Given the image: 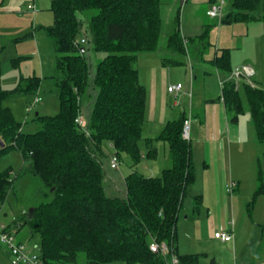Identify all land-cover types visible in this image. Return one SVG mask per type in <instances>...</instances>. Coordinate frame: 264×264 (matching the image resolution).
I'll list each match as a JSON object with an SVG mask.
<instances>
[{"label":"trees","instance_id":"16d2710c","mask_svg":"<svg viewBox=\"0 0 264 264\" xmlns=\"http://www.w3.org/2000/svg\"><path fill=\"white\" fill-rule=\"evenodd\" d=\"M263 1L230 0L232 10L223 21H249ZM162 3L51 0L54 22L45 31L57 53L53 79L60 109L54 116L36 114L38 129L34 133H24L22 124L3 103L21 91L36 93L41 78L32 77L25 90L15 91L3 89L0 82V138L5 143L0 155L16 150L24 161L17 175L12 168L0 172V201H6L14 180L22 175L42 180L51 201L25 213L19 223L32 236H39V256L44 264H78L81 253L85 254L86 264H167L164 257L150 250L154 240L167 243L179 264H218L207 262L205 254L178 252L177 223L187 189L196 181L191 144L182 136L185 113L169 121L156 139L144 140L148 154L155 151L154 141L167 142L172 167L164 169L160 177H145L137 169L147 117V91L139 82L138 60L141 54L158 52ZM90 10L98 13L88 20L84 30L80 14ZM209 36L210 29L206 28L201 36L185 39L178 23L167 48L185 57L189 44L209 47ZM81 38L86 40L84 44L77 42ZM87 46L106 54L94 69L86 56ZM210 62L226 75L233 71L228 50ZM182 63L163 59L165 66ZM223 96L234 114L232 121H238L246 111L250 113L256 141L264 144V90L246 84L236 89L233 82H227ZM80 115L88 119L86 130L75 123ZM104 142L111 144L120 163L127 157L134 168L125 178L124 195L109 197L106 193ZM257 168L258 185L251 206L264 194V154L258 158Z\"/></svg>","mask_w":264,"mask_h":264},{"label":"rangeland","instance_id":"374dc122","mask_svg":"<svg viewBox=\"0 0 264 264\" xmlns=\"http://www.w3.org/2000/svg\"><path fill=\"white\" fill-rule=\"evenodd\" d=\"M50 8L51 0H35V2L31 1L27 4L24 9V14L0 13V82L3 89L8 91H15L16 89L25 90L27 82L30 78H41V85L36 93L31 94L21 91L19 94H15L6 99L3 103L5 107L12 110L15 119L22 124V131L28 134L34 133L38 129V124L34 121L37 113L41 116H54L59 113L60 109L59 92L54 85L53 79V77L57 74V53L54 49L52 39L47 37V33L45 31V28L51 26L54 22V16ZM97 13L98 12L95 10H90L80 14L84 21V30L87 29L88 20ZM178 13L180 18L178 23L180 28H182L183 10L179 9V12L177 11L176 13H173L171 18V14L169 15L168 12V7L165 5L162 6L161 16L163 25L158 52L154 54L139 55V82L147 89L149 98L152 92V74L155 69L158 71V69L163 67V59L174 58L171 54H174L176 57H180L184 64L180 66H168L167 68L173 72L172 79L181 81V84L185 87L189 85L191 86V72H193L194 75H198L196 65L203 64L209 70L214 69L211 62H204L207 59H215H213L214 56L211 55L214 48H209L207 46L205 49H202L198 44H189V52L191 55L188 57L177 55L168 50L167 41L174 31V27L178 24L176 21ZM261 25L264 28V21H262ZM213 30L212 43L215 44V36L218 29L213 28ZM87 48L86 56L89 57L94 69L96 65L105 58L106 54L96 53L88 46ZM164 52H167L168 54L162 56L160 53L163 54ZM261 73L263 74L261 81L262 84H264V68L261 70ZM159 76L162 78V74H159ZM215 84L214 80L211 79L209 85L207 86L210 90L209 92L207 91L208 93L204 96L216 97L217 94L213 92L214 88H216ZM200 90H203L202 81H194L193 99L191 100L189 95L187 97H182L177 101L178 105L181 103L178 107L173 106L174 101L171 97L168 105V115L170 119L177 120L184 109L186 113L189 114L191 104L195 105L194 112L196 113L198 110V103L204 100V96H200ZM36 99H40V101L36 104V106H34ZM149 107L150 101L148 103V108ZM146 114V127L143 133V139L140 142V146L143 149L146 147L144 140L148 137V135H151V131L148 127H151L152 125L148 117L149 113L146 112ZM240 120H247L249 123L251 120L250 113L246 111L240 117ZM250 124L254 137L252 142L253 154L249 161L246 160L244 162V166L250 170V176L248 177V174L246 173L243 190L232 193L233 195H231L236 196L239 194V200L242 202V206L244 205L243 209L245 210V216H248L249 214L253 215L252 210L256 209V214L257 212L258 215L260 213V215H262V219H264V194L258 196L255 199L254 204L251 206V202L253 201L258 185L257 160L262 154H264V144L256 141L254 127L252 123ZM153 127L156 128H152V133H158L157 135H159L161 133V130L157 128L159 126L153 125ZM155 146H157L159 150V161L157 163L158 166H156L153 171H155L154 177H160L162 175V169L171 168L173 161L170 147L167 142L157 141ZM191 148L196 181L194 184L189 185L187 189L186 196L183 200L181 210L182 214L180 212L181 217L177 223V247L179 246V252L183 255L185 253H203L202 250H204L210 256H216L215 253H219L221 251L224 254V258L227 259L224 260V264H240L239 253L235 255L236 253L233 254L232 252L228 253L225 250H218L217 247L213 245L215 243L211 244L210 241H206V247L203 248V245L196 243L192 237L184 235V230L187 229V226H191L192 224L196 225L195 231L198 235L203 234V227H201V232L199 225L202 224L203 226L205 221L203 223L201 221L200 223L196 217L198 210H200L201 207L200 199L202 194L206 193L208 199L212 193L211 190H208L206 187L203 188L202 185V182L206 178H211L212 172L206 171V167L204 166V157L202 156V152L197 149L195 142H192ZM102 149L104 153L102 160L106 170V176L104 179L106 193L109 197L124 195L126 190L125 178L133 170L132 166L130 167L131 161L127 159V157H124L118 170L111 169L110 160L114 155H116L115 150L111 147L109 142H104ZM8 168H12L15 175H17V173L21 170L22 159L18 151L9 150L5 154L0 155V172L5 171ZM141 168L142 166L139 167V169ZM138 171L140 172V170ZM140 173L145 177H150L149 175H152L143 171ZM46 193L47 191L45 190L44 184L39 177L31 174H24L19 177V179L14 180L13 189L9 193L6 201H0V228L1 226H5L10 229L13 234L16 235L17 239L25 243L30 250H34L36 255H39V236H23L25 233H28L29 229L26 227L24 228L25 231L16 232V227L17 224L21 222L20 219H24V216L26 215L25 213L30 212L34 207L43 202L51 201L52 197H47ZM245 198H248V200L243 202L245 201ZM188 216H190V219H185ZM231 219L232 218H230V221H232ZM190 232L192 234V231ZM1 252L0 263L11 264V259L8 261L7 257H3L1 255ZM78 264H86L85 254L81 253L79 255ZM110 264L124 263L114 262Z\"/></svg>","mask_w":264,"mask_h":264},{"label":"crops","instance_id":"0c3cea01","mask_svg":"<svg viewBox=\"0 0 264 264\" xmlns=\"http://www.w3.org/2000/svg\"><path fill=\"white\" fill-rule=\"evenodd\" d=\"M31 1L35 2V0H0L2 4L0 13L24 14L25 7ZM219 1L220 0H189L184 3L183 0H163L162 6L165 5L168 7L171 18L173 13L179 12V9L183 10V26L180 28V32L185 39L197 38L204 33L206 28H209V48H214L213 53H211V55L214 56L213 59L221 56V53L228 50L230 52L233 70L242 65L252 66L256 72L254 78L255 83L258 88L264 90V84H262L261 81V77L263 76L261 70L264 68V28L261 25L262 21H264V1L260 9L253 14L255 18L249 21L235 23L223 21L225 16L232 10L230 0H225L224 17L222 20L212 19L207 16V12L210 10L211 6ZM213 28L218 29L215 36V44L212 43ZM160 54L163 56L168 53L164 52ZM171 55L174 57L172 58L173 60L183 62L180 57H176L174 54ZM190 55L189 52L185 57ZM207 60L203 61H212V59ZM183 64L184 62L182 65ZM162 65V68L158 69V71L155 69L152 74L153 82L150 98L147 92L146 110L149 113L148 117L152 125L148 127L151 131V135H148L146 139L157 138L158 133H152V128H156L153 127V125L159 126L157 128L162 131L169 121H174L173 119L171 120L168 115V105L171 97L174 101L173 106L178 107L181 103L178 105L177 101L182 97H187L189 92H192L190 99H193L194 81L197 82L201 80L203 83V90L199 92L201 97L209 92L210 89L207 86L211 79L216 83V88L213 90V92L217 94L216 97L204 96V100L197 105L198 110L196 113L194 112L195 105L193 104L190 106L189 114L186 113L185 109L182 112V114L185 113L187 117L191 115V144L192 142L196 143L197 149L202 152V156L204 157L206 171L212 172L211 178H206L202 182L203 188L206 187L208 190H211L212 193L208 199L206 193L202 194L201 207L196 217L200 223L201 221L202 223L205 221L203 226L202 224L199 225L201 232V227H203V234L198 235L195 231L196 225L192 224L193 226H187V229L184 230V235L192 237L196 243L202 244L203 248L206 247V241H210L211 244L215 243L213 245H215L218 250H225L233 254L236 253L235 255L239 253L240 264H264V219H262L260 213L259 215L258 212L256 214V209L252 210L253 215L248 213L249 215L245 216V210L243 209L244 205L242 206V202L239 200V194L232 196V193L243 190L246 173L248 177L250 176V170L244 166V162L252 158V142L254 137L250 128V123H252L251 120L249 123L247 120H240L241 115L238 121H232L234 114L228 110L222 99L220 82L224 81L225 77L226 80L228 75L220 72L214 66L213 70H209L205 65L198 64L196 65L198 75H194V73L191 72V86H184L183 92L176 98L174 94L167 91L168 86L182 82L172 79L173 72L168 70V66H165L163 63ZM159 74H162V78H160ZM149 101L150 107L148 108ZM156 143L157 141H154L155 151L150 154H148L146 147H144L145 150L141 148L142 160L140 165L137 166L140 172L143 171L152 174L149 175L150 177H154L155 171H153V169L158 166L157 163L159 161V150L158 147L155 146ZM23 165L24 161L22 159V167ZM131 166L132 164L130 167ZM140 166H142L141 169H139ZM132 169L134 168L132 167ZM164 169H162V171ZM231 183L235 184L232 192L228 189ZM246 200H248V198H245L243 202H246ZM230 218H232V221H230ZM185 219L189 220L190 216ZM24 228L26 227L18 223L16 232H23L25 231ZM229 229L234 230L233 241L225 243L214 237L215 232ZM189 230L192 231V234ZM30 235L31 232L28 231V233H25L23 236ZM202 251L203 253L194 254H205L207 256L205 259L207 262L214 260L218 264H224V260H227L224 258V254L221 251L215 253L216 256L213 255L214 257L207 254L204 250ZM0 252L3 257L5 256L8 261L10 260L7 247L1 242ZM187 254L188 253H185L183 255Z\"/></svg>","mask_w":264,"mask_h":264},{"label":"built area","instance_id":"2783aa9c","mask_svg":"<svg viewBox=\"0 0 264 264\" xmlns=\"http://www.w3.org/2000/svg\"><path fill=\"white\" fill-rule=\"evenodd\" d=\"M184 3L189 0H183ZM225 0H220L219 2L213 4L210 10L207 12V16L212 19L222 20L224 17V7ZM80 44H84L86 40L84 38L78 39ZM256 72L250 65H242L236 67L231 74L228 75V78L224 81L220 82V87L222 90V99L224 101L223 96V88L227 82H233L236 85V89H239L242 84H246L252 88H256L257 85L255 83ZM184 86L181 83L174 84L168 86L167 91L172 93L177 98L180 93L183 92ZM189 97L192 96V93L189 92ZM40 99H36L34 106L39 103ZM75 123L81 130H86L88 125V119L85 115H80L75 120ZM191 125H192V117L191 115L187 117L184 121L183 133L182 136L185 140L189 141L191 137ZM120 165V160L117 155H114L110 160V167L112 169H118ZM234 183L229 185V191H233ZM214 237L219 239L222 242H231L234 240V230H220L215 232ZM0 242L4 244L10 254L11 264H44L39 255H36L34 250H30L25 243L19 241L13 232L6 228L5 226H1L0 228ZM150 250L153 253L160 254L165 258L167 264H179V258L177 255L173 253L172 248L165 242H157L152 241L150 244Z\"/></svg>","mask_w":264,"mask_h":264},{"label":"water","instance_id":"95a60500","mask_svg":"<svg viewBox=\"0 0 264 264\" xmlns=\"http://www.w3.org/2000/svg\"><path fill=\"white\" fill-rule=\"evenodd\" d=\"M37 115H38V113H37ZM5 146V143L2 141V139L0 138V147L1 148H3ZM33 210H31V212H32Z\"/></svg>","mask_w":264,"mask_h":264}]
</instances>
